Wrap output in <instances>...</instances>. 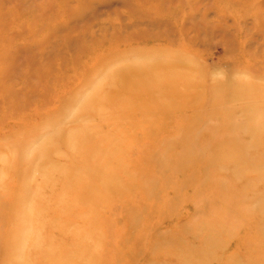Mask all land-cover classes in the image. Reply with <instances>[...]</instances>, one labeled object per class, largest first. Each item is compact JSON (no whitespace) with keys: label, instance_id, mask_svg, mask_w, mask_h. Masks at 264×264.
Masks as SVG:
<instances>
[{"label":"rangeland","instance_id":"374dc122","mask_svg":"<svg viewBox=\"0 0 264 264\" xmlns=\"http://www.w3.org/2000/svg\"><path fill=\"white\" fill-rule=\"evenodd\" d=\"M155 2L71 71L119 0H0V264H264V0Z\"/></svg>","mask_w":264,"mask_h":264},{"label":"bare ground","instance_id":"6f19581e","mask_svg":"<svg viewBox=\"0 0 264 264\" xmlns=\"http://www.w3.org/2000/svg\"><path fill=\"white\" fill-rule=\"evenodd\" d=\"M111 1L112 0H107L108 3H110ZM116 1H118V0H116ZM129 1L130 0H119L120 4L126 10H127V8L131 7L129 5ZM135 1L137 2V4H140V3L148 4L149 0H134V3H136ZM185 1L187 2L188 0H185ZM209 1L215 3L218 6L217 9H221V6H223V2H225L226 4L231 5V7L233 8L234 11L237 10L235 8V6H237L240 8V11H242L246 15L251 14L254 17H256L257 12L262 11V8H263L262 2H260V0H191V5L196 7L195 4L201 5L202 3L209 2ZM137 4H136V6H137ZM153 4H156V6H158L160 8L162 7L161 6V0L160 1L157 0V2H155ZM162 5H164V4H162ZM139 6H142V5L140 4V5H138V7ZM176 8H177V6H176ZM151 9H153V5H151ZM126 10H124V11H126ZM155 10H157V9H155ZM218 11H220V10H218ZM125 13H127V15H126L127 17H123L122 12H120V9L118 10V8H117V10L112 9V8H107L106 12H101V18H99L98 11H95L94 13H92V15L86 21H84V20L82 21V25L79 28V35H77V39H76L75 50L73 51L74 55H73V57L71 56L72 58H70V59H72V60H70V61H72V64H71L72 67L70 69L71 71H73L75 69L79 70V69H83V68H85L84 70H86V69L89 70L92 68V62L91 61L94 62L96 57L100 56L99 58H101V56H104V57H102V59H103V58L107 57L108 53H111V50H113V42L118 41V38L116 36L118 34V33L116 34V31L118 30V28L119 27L124 28L125 26H123V23L130 25V22L137 18V16L134 14L135 12H131V9H128ZM159 13L160 12H158V14ZM219 14L220 13H218L217 18L218 19H224L223 15H219ZM167 15H168V13H167ZM199 15H200V13H199ZM141 16H142V18H145V17H147V14H144ZM201 17L203 20H206L207 14L205 13V11H203V13H201ZM131 29L132 28H130L129 31H131ZM137 30H138V28H137ZM131 32H133V31H131ZM129 35L130 34H128V36ZM128 36L126 37L127 40H128ZM139 36L141 37V35H139ZM142 36H144V35H142ZM229 36H230V34H229ZM234 36H235V34H234ZM134 40H135V38H134ZM121 41H122V38H121ZM119 42H120V40H119ZM124 42L125 41H123L122 43H124ZM128 42L129 41H127L126 43H128ZM118 45H119V43H118ZM118 49H119V46H118ZM118 49H116V47H115V50H118ZM127 51L128 50H126V52ZM130 51H132V50H130ZM87 55H92L93 59H89ZM243 58H245L244 55H243ZM261 58H262L263 62L259 61L260 63L259 62L258 63H259V66H261V69L264 70V53L261 54ZM253 61H255V54L252 56L250 55V62H253ZM261 64H263V65H261ZM248 67H249V70L252 71V73H255V71H258L256 64L250 63L248 65ZM246 69L248 70L247 66H246ZM261 73L262 72H259V74H261ZM254 77L256 78V76H254ZM260 77H264V74L261 75ZM254 82L257 83V81H254ZM247 102L249 103V106H250L252 112L262 111L264 113V86H260L258 89L255 87V85H251V84L248 85ZM259 116H261V115H259Z\"/></svg>","mask_w":264,"mask_h":264}]
</instances>
